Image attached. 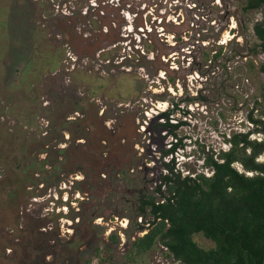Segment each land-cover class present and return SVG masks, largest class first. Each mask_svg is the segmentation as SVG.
Masks as SVG:
<instances>
[{
	"label": "rangeland",
	"instance_id": "rangeland-1",
	"mask_svg": "<svg viewBox=\"0 0 264 264\" xmlns=\"http://www.w3.org/2000/svg\"><path fill=\"white\" fill-rule=\"evenodd\" d=\"M0 5L22 25L2 27L15 32L0 58V264H80L98 243L112 250L110 264H126L145 232L138 199L166 165L199 173L201 145L225 149L223 134L250 129L263 56L246 57L245 38L264 8L244 12L245 0ZM38 40L58 52L57 66L32 86L28 79L24 92L20 72ZM111 234L118 244L107 246ZM171 263L160 245L128 262Z\"/></svg>",
	"mask_w": 264,
	"mask_h": 264
},
{
	"label": "trees",
	"instance_id": "trees-1",
	"mask_svg": "<svg viewBox=\"0 0 264 264\" xmlns=\"http://www.w3.org/2000/svg\"><path fill=\"white\" fill-rule=\"evenodd\" d=\"M262 7L264 0H247L244 10ZM10 12L0 5V58L8 56L10 48L6 47L10 44L5 41H10L15 32H5L2 27L18 30L22 26L20 20L9 21ZM253 33L256 41L252 53L264 55V17L253 25ZM36 42L39 44L27 53L20 72V80L27 85L24 92L32 89L29 80L33 81L32 86L45 70L52 71L57 66L58 52L51 55L39 46L40 40ZM144 48L149 52L152 45ZM18 56L14 54V58ZM250 68L253 69L252 63ZM259 72L264 74V60ZM259 90V97L246 115L248 131L223 134L225 149L207 150L201 145L199 173L183 175L166 165L167 172L155 190L139 197L137 215L143 223L136 226L145 232L132 242L124 256L126 264L157 245L172 259L171 264H264V161L260 159L264 140L252 138L255 134L264 135V82ZM197 237L210 241L212 246H201ZM108 240L107 246L118 244L115 234ZM91 254L90 258H82L80 264H110L113 260L112 250L104 243L94 245Z\"/></svg>",
	"mask_w": 264,
	"mask_h": 264
},
{
	"label": "flooded vegetation",
	"instance_id": "flooded-vegetation-1",
	"mask_svg": "<svg viewBox=\"0 0 264 264\" xmlns=\"http://www.w3.org/2000/svg\"><path fill=\"white\" fill-rule=\"evenodd\" d=\"M246 2H247V0H245V6H246ZM244 6V7H245ZM262 8H264V7H262ZM243 11L244 12H249V11H255V10H248V11H245L244 10V8H243ZM230 13H226V15L224 16V22H226V27H229L230 25H229V23H230V15H229ZM264 17V16H263ZM263 17H262V19H263ZM261 19V20H262ZM261 20H259V21H257V22H260ZM257 22H255V23H257ZM255 23H253L250 27H248L247 28V32H248V38L246 39L245 38V40H246V44H247V52H246V54L245 55H247L246 57H250V58H258V57H260V56H263V59H262V61H261V63L263 62V60H264V55L263 54H258V55H253V53H252V49L254 48V42L256 41V38H255V36H254V33H253V25L255 24ZM232 28H233V26H231ZM230 27V31L229 32H231V30H232V28ZM174 38H176V36L174 37ZM151 45H152V42L150 43ZM224 44V43H223ZM223 44H221V46H223ZM153 52V51H152ZM207 53H208V51H206ZM215 54H217L216 55V58H218L219 56H220V53H219V56H218V52L217 53H215ZM215 54L213 55V57L215 58ZM205 55H208V54H205ZM205 55H204V57H205ZM240 54H238V55H236V56H239ZM213 57H212V59H213ZM246 57H244V58H246ZM251 60V59H250ZM207 61H209V56H208V60ZM212 63H211V61L209 62V65H211ZM260 66H261V64H260ZM249 67H250V65H249ZM208 70L210 69V67H208L207 68ZM259 71V70H258ZM258 74L260 75V81L261 82H264V74L263 73H261V72H258Z\"/></svg>",
	"mask_w": 264,
	"mask_h": 264
}]
</instances>
